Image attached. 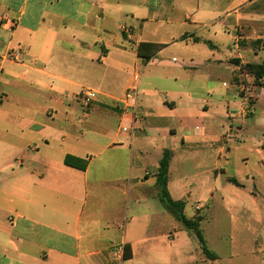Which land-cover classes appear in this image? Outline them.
<instances>
[{
    "label": "crops",
    "instance_id": "0c3cea01",
    "mask_svg": "<svg viewBox=\"0 0 264 264\" xmlns=\"http://www.w3.org/2000/svg\"><path fill=\"white\" fill-rule=\"evenodd\" d=\"M258 1L203 10L196 0L191 14L162 0H0V264L187 258L184 226L158 198L159 163L170 152L167 189L185 213L193 195L220 193L244 128L264 137V86L241 70L264 65ZM143 43L159 46L148 61ZM11 48L20 61L4 57ZM136 75L144 122L124 132ZM84 89L99 92L89 107ZM256 151L264 157V140ZM228 186L245 184L229 177Z\"/></svg>",
    "mask_w": 264,
    "mask_h": 264
},
{
    "label": "rangeland",
    "instance_id": "374dc122",
    "mask_svg": "<svg viewBox=\"0 0 264 264\" xmlns=\"http://www.w3.org/2000/svg\"><path fill=\"white\" fill-rule=\"evenodd\" d=\"M162 1L173 2L176 9L186 7L191 14L197 6L196 0ZM231 1L202 0L201 6L204 10L208 5L221 2L223 7L220 10H226L227 4ZM255 5L264 6V0H259ZM171 10L172 8L168 11ZM263 108L264 102L261 101L257 104L258 112ZM237 137L238 141L231 143V165L224 167L225 172H220V193L208 199L201 195H193L185 211L186 216L191 218L195 215L197 202H203L201 216L204 219L201 230L208 249L218 256V260L216 262L207 260L195 233L184 227L182 230L184 232L179 234L178 244L186 250L187 258L183 260L182 257L183 261L172 258L166 264H189L192 259L200 258H203V261L195 264H264V157L256 151L264 137L259 128H244ZM222 161L224 162V158ZM196 172L197 169L191 166L185 169L188 176L195 175ZM229 177L241 179L245 187L224 190L229 187ZM255 190L258 193H254Z\"/></svg>",
    "mask_w": 264,
    "mask_h": 264
},
{
    "label": "trees",
    "instance_id": "16d2710c",
    "mask_svg": "<svg viewBox=\"0 0 264 264\" xmlns=\"http://www.w3.org/2000/svg\"><path fill=\"white\" fill-rule=\"evenodd\" d=\"M158 45L150 44V43H143L140 45L139 48V55L145 60H150V58L154 55L155 51L158 49ZM145 51H148L147 54H144ZM243 73H249L254 76L255 83L261 86H264V65L261 64H246L243 65L241 68ZM263 81H260V80ZM170 152L166 151L160 160L158 173H157V190H158V198L159 200L167 207L169 211H171L176 219L183 224V226L195 233L197 236L199 245L203 254L211 261L217 259L216 255L212 253L208 247L204 235L200 229V223L203 220V216L200 214L196 215L194 218H187L184 209H185V201H175L171 198L168 189H167V182H168V169L170 163ZM72 157L67 156L65 158V163L68 165H72ZM86 164H84L81 168H85ZM230 182L240 185L237 180L234 178L229 179ZM130 254L127 253V256Z\"/></svg>",
    "mask_w": 264,
    "mask_h": 264
},
{
    "label": "built area",
    "instance_id": "2783aa9c",
    "mask_svg": "<svg viewBox=\"0 0 264 264\" xmlns=\"http://www.w3.org/2000/svg\"><path fill=\"white\" fill-rule=\"evenodd\" d=\"M3 21L5 18L2 19ZM7 21H5L4 24H6ZM122 31L127 34V36L131 35V30L128 27H123ZM21 51L16 48L9 49L4 57L9 60L13 61H20L21 60ZM139 75H136L133 79V86L128 89L126 94L123 97V103L126 104L127 109L132 111L133 113V125H126L125 123L121 124V130L124 132H133L137 127L135 125H139V127L143 124L144 118L141 116H138L135 111L138 107V100H137V91H138V84H139ZM99 95V92L95 89H84L79 94V101L84 107H89V105L97 99Z\"/></svg>",
    "mask_w": 264,
    "mask_h": 264
}]
</instances>
